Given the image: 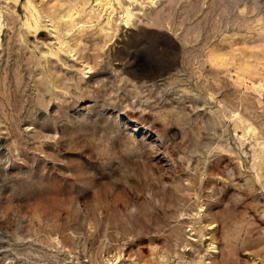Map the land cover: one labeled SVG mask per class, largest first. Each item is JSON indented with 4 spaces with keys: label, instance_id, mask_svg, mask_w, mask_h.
I'll list each match as a JSON object with an SVG mask.
<instances>
[{
    "label": "rangeland",
    "instance_id": "obj_1",
    "mask_svg": "<svg viewBox=\"0 0 264 264\" xmlns=\"http://www.w3.org/2000/svg\"><path fill=\"white\" fill-rule=\"evenodd\" d=\"M0 264H264V0H0Z\"/></svg>",
    "mask_w": 264,
    "mask_h": 264
},
{
    "label": "bare ground",
    "instance_id": "obj_2",
    "mask_svg": "<svg viewBox=\"0 0 264 264\" xmlns=\"http://www.w3.org/2000/svg\"><path fill=\"white\" fill-rule=\"evenodd\" d=\"M125 11L126 12H125L124 20L126 22L129 19V17H131V15L134 14L135 12H133V10L129 6L126 7Z\"/></svg>",
    "mask_w": 264,
    "mask_h": 264
}]
</instances>
